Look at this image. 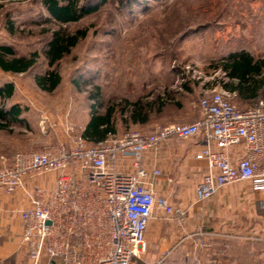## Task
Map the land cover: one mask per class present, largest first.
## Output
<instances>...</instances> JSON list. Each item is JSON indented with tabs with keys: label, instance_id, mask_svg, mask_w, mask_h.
Instances as JSON below:
<instances>
[{
	"label": "rangeland",
	"instance_id": "374dc122",
	"mask_svg": "<svg viewBox=\"0 0 264 264\" xmlns=\"http://www.w3.org/2000/svg\"><path fill=\"white\" fill-rule=\"evenodd\" d=\"M87 4L96 10L61 23L51 18L43 0H0V46L10 47L16 56L38 55L25 72L0 67V85L14 86L12 96L0 95V106L17 104L23 111L21 123L0 129V160L2 155L67 140L68 125L85 128L93 104L99 112L114 107L115 133L194 121L201 115L200 97L232 82L222 69L230 52L245 50L264 60V0H89ZM58 29L79 38L54 66L60 84L47 91L38 86L36 76L49 68L46 50ZM96 87L100 104L90 97ZM134 102L147 107V122L130 121L129 103ZM62 129L64 139L58 137ZM176 139L179 145L190 143ZM164 167L162 179L172 178L166 183L169 199L175 206L195 208L198 223L190 218L179 225L165 215L151 219L146 249L131 264H264L261 193L238 182L197 201L193 176H177L179 169L168 163Z\"/></svg>",
	"mask_w": 264,
	"mask_h": 264
},
{
	"label": "built area",
	"instance_id": "2783aa9c",
	"mask_svg": "<svg viewBox=\"0 0 264 264\" xmlns=\"http://www.w3.org/2000/svg\"><path fill=\"white\" fill-rule=\"evenodd\" d=\"M236 98L235 90L215 87L200 97L201 115L191 122L109 133L97 143L84 127L68 125L65 141L2 155L0 189H21L29 202L21 211L22 240L32 264H131L146 249L149 223L159 212L186 225L189 207L157 194L162 171L143 162L173 137L199 139L196 157L207 170L196 185L197 201L238 182L264 193V98L244 106ZM123 161L133 172L120 168ZM50 172L58 173L56 186L28 187V178Z\"/></svg>",
	"mask_w": 264,
	"mask_h": 264
},
{
	"label": "trees",
	"instance_id": "16d2710c",
	"mask_svg": "<svg viewBox=\"0 0 264 264\" xmlns=\"http://www.w3.org/2000/svg\"><path fill=\"white\" fill-rule=\"evenodd\" d=\"M89 0H43V4L51 18L68 23L77 21L85 15L96 10V6H89ZM77 35L66 36L64 30H54L52 38L48 42L46 56L49 68L45 73L36 76L38 86L47 91L54 90L61 82L60 73L54 68L57 62L69 53L71 47L75 46L78 40ZM11 56V57H8ZM38 55L33 53L31 56H16L10 47L0 46V67L6 71L25 72L36 63ZM227 77L232 82L226 88L235 90L237 98L242 101L254 103L259 98H264V60L256 59L245 50L230 52L222 64ZM14 86L12 83L0 85V95L4 98L13 94ZM100 89L96 87V92L90 95L100 104ZM253 101V102H252ZM250 103V104H251ZM131 109L130 121L133 123H144L149 119L147 107L138 102L129 103ZM22 109L17 104L9 107L0 106V129H9L14 123L22 122ZM116 132V119L114 107H108L105 112H99L96 105L91 106L90 118L87 121L84 136L97 143L106 139L109 133Z\"/></svg>",
	"mask_w": 264,
	"mask_h": 264
},
{
	"label": "crops",
	"instance_id": "0c3cea01",
	"mask_svg": "<svg viewBox=\"0 0 264 264\" xmlns=\"http://www.w3.org/2000/svg\"><path fill=\"white\" fill-rule=\"evenodd\" d=\"M236 102L239 105H248L243 103L240 99L239 101H237L236 99ZM58 137H60V139L65 138L63 129L62 132L59 133ZM176 138L177 137H173L165 141L161 145L159 151L156 153L147 152L143 160L145 166H147L149 169L154 166H157L161 169L162 173L155 178V189L157 194L164 195L168 198H170L169 196H171V191L166 183L172 178L164 177L162 179V176L165 172L162 169L165 168L164 164L168 163L174 167H177L179 169V171H177V176L183 175L185 177H189V179L193 176L192 181L195 182L196 185L202 179L207 170L206 161L197 159L196 157V154L200 149L199 139H185L190 143L179 145ZM120 168L127 172H133L132 166H130V163L127 161L120 162ZM194 176L197 177H195L194 179ZM57 179L58 173L50 172L36 176L34 178H28L27 185L28 187L40 185L44 188L49 189L56 186ZM261 194L262 201L264 199V193ZM28 205L29 202L23 190L17 189L14 193L7 194L0 189V264H32V259L30 258L28 249L22 240L23 223L21 211ZM195 213H198L195 208H192L189 211V219L191 218V223L193 224L198 223V221L196 223L194 219ZM159 214H161L160 216L162 217L163 213L159 212ZM230 222V225H232V221ZM178 245H181L183 247L184 243L180 242L178 243ZM47 264L57 263L56 261H51L47 262Z\"/></svg>",
	"mask_w": 264,
	"mask_h": 264
}]
</instances>
